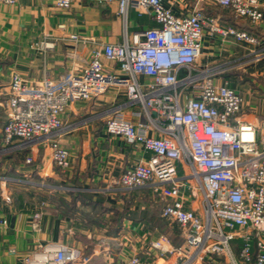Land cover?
Segmentation results:
<instances>
[{"label": "built area", "instance_id": "obj_1", "mask_svg": "<svg viewBox=\"0 0 264 264\" xmlns=\"http://www.w3.org/2000/svg\"><path fill=\"white\" fill-rule=\"evenodd\" d=\"M206 1L253 24L264 21L260 0ZM74 2L54 0L62 11L70 10ZM117 2L121 15L133 8L140 15H152L157 26L135 34L131 41L98 47L81 73L59 81L45 77L30 85L14 73L5 144L13 151L48 147V167L66 173L71 168V154L61 143L66 128L62 116L75 102L90 101L111 86H124L130 104L142 105L161 135H149L150 126L135 125L119 113L107 120L109 136L140 145L151 154L148 160L126 169L119 186L126 192L153 189L163 202L161 216L178 227L184 239L176 246L161 236L151 242L150 251L161 259L175 257L176 264H218L222 258L229 264H264V137L259 139L257 127L239 118L244 98L227 80L217 81L222 69L199 64L206 30L211 37L249 45H258L259 40L246 31L223 26L202 8L178 16L165 6V0ZM0 3L14 6L18 0ZM69 40L84 42L76 34ZM52 46L41 42L34 48ZM105 63L118 65L126 77L110 73ZM33 162L32 157L26 160L28 165ZM34 218V229H38L40 214ZM8 225L0 214V234ZM238 240L237 257L233 244ZM82 256L77 249L50 245L41 258L29 257L24 263L78 264ZM122 264L153 263L134 254Z\"/></svg>", "mask_w": 264, "mask_h": 264}, {"label": "crops", "instance_id": "obj_2", "mask_svg": "<svg viewBox=\"0 0 264 264\" xmlns=\"http://www.w3.org/2000/svg\"><path fill=\"white\" fill-rule=\"evenodd\" d=\"M165 6L178 16L202 8L223 26L257 37L259 44L249 45L211 37L206 30L199 64L222 69L217 81L227 80L244 98L239 118L257 127L259 139L264 137V21L253 24L206 0H165ZM156 26L152 15H140L133 8L121 15L117 0H75L67 11L57 9L54 0H18L14 6L0 3V214L9 221L0 234V264L41 258L50 245L81 251L78 264H122L134 254L153 264L177 263L175 257L161 259L150 251L151 242L163 236L161 223H169L161 216L160 196L150 188L126 192L119 186L122 173L151 154L140 145L109 136L107 120L119 113L135 125L150 126L149 135H161L143 106L130 104L126 87L111 86L90 101L68 107L61 134V143L71 154L66 173L48 167V147L13 151L4 141L14 73L30 85L45 77L59 81L81 73L98 47L131 41L135 34ZM72 34L84 42H71ZM41 42L53 46L35 49ZM105 67L126 77L116 64L105 63ZM28 157L33 164L26 163ZM36 213L40 214L38 229L33 226ZM183 243L182 237L176 246ZM240 246L239 240L233 244L237 257ZM218 264L229 262L222 258Z\"/></svg>", "mask_w": 264, "mask_h": 264}, {"label": "rangeland", "instance_id": "obj_3", "mask_svg": "<svg viewBox=\"0 0 264 264\" xmlns=\"http://www.w3.org/2000/svg\"><path fill=\"white\" fill-rule=\"evenodd\" d=\"M202 193H199V201H202ZM160 229L163 236L165 235L174 245H179L182 242V237L179 229L171 223H161Z\"/></svg>", "mask_w": 264, "mask_h": 264}]
</instances>
